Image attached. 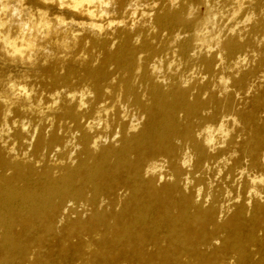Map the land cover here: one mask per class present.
Returning a JSON list of instances; mask_svg holds the SVG:
<instances>
[{
  "label": "bare ground",
  "instance_id": "obj_1",
  "mask_svg": "<svg viewBox=\"0 0 264 264\" xmlns=\"http://www.w3.org/2000/svg\"><path fill=\"white\" fill-rule=\"evenodd\" d=\"M241 2L240 13L254 18L234 32L229 29L235 21L196 35L212 14L205 0H113L112 18L125 24L103 32L69 25L40 43L69 47L87 41L100 50L97 65L91 59L47 56L21 62L0 52L2 67H23L52 87L69 88L40 108L25 81L11 84L24 87L27 97L0 89V264H264V184L250 180L264 175V119L254 111L264 107V98L255 97L251 110L233 104V93L249 86L264 63V32L258 34L264 28V4ZM24 3L33 10L46 8L50 16L83 19L42 0ZM129 5L136 8L135 17ZM213 6L215 11L228 7L230 14L234 0ZM141 12L152 15L141 17ZM206 26L213 29L212 23ZM251 46L258 58L245 68ZM186 70L191 73L185 76ZM73 78L82 79L85 88L73 89ZM229 87L234 91H225ZM218 112L230 118L217 119ZM22 117L28 119L22 122ZM221 122L226 130L240 124L242 135L230 129L224 147L209 151L197 133ZM69 131L80 146L78 163L37 167L30 157L43 159V150L65 146ZM108 133L119 135L117 145L101 143ZM17 146L24 148L22 156L14 152ZM185 153L191 157L188 167L181 165ZM221 157L219 182L204 183L201 174ZM233 182L249 202L224 196L222 184L231 188ZM117 188L127 195L116 198ZM253 188L260 196L248 195ZM100 196L107 197L108 208L94 207ZM77 200L92 210L86 218L70 219L64 215L71 210L66 203ZM63 217L66 222L58 226Z\"/></svg>",
  "mask_w": 264,
  "mask_h": 264
},
{
  "label": "clouds",
  "instance_id": "obj_2",
  "mask_svg": "<svg viewBox=\"0 0 264 264\" xmlns=\"http://www.w3.org/2000/svg\"><path fill=\"white\" fill-rule=\"evenodd\" d=\"M42 3L45 5L53 4L59 10H68L83 19L77 21L70 17L65 18L63 15L59 14L50 16L46 8H36L33 10L24 3V0H0V52H3L7 57L14 60L18 59L21 62H31L36 51H46V49L40 47L42 41L46 40L52 32L63 30L69 25H75L76 28H87L97 32H103L105 29H111L113 25L120 26L125 24L123 19L118 20L112 18L114 13L110 11V9L113 7V0H42ZM173 3H175V0H173ZM205 5L212 14L205 20L204 31L197 32V36L207 35L208 28L206 25L212 23V26L215 27L216 25L214 22L217 20L218 16L220 18L226 16L227 21L231 22L240 14L241 9L244 7L241 0H234V7L229 14L227 9L215 11L214 6L209 4L208 0H205ZM151 6L155 7V4ZM129 7L133 8L131 17H135L136 8L134 5H129ZM142 7H148V5H143ZM151 15V12H141V17H151ZM188 15L191 17V11ZM253 18L252 14L245 15L244 18L239 21L235 27L229 29V31L234 32L236 27H239L241 24H248ZM136 23V20H132V26ZM72 35L75 38L79 33L74 31ZM216 38L217 37H211V39ZM197 43H200V41H197ZM212 50L211 48L208 49V51ZM221 83L227 85L228 81L221 77ZM8 86L14 89L13 95L15 96L23 95L27 97L30 94L22 86L16 88L15 85L11 83ZM225 91H227V88H225ZM81 107H84L83 103H81ZM6 115H11V113H6ZM96 126L99 127V122L96 123ZM229 131L230 129L226 130L225 124L221 122L216 128L207 127L202 132H198L197 136H203V142L206 146H209V151H214L216 148L224 147L223 139L228 137ZM217 137L221 138L219 143L214 139ZM115 138V136L112 137L113 140H115ZM97 139H99V137ZM105 142L107 141L105 140ZM96 146V141L94 140L92 147L95 148ZM13 148H10L9 151H13ZM262 159H264V157H262ZM190 163L191 157L185 153L184 158L181 160V165L188 167ZM219 174L218 171L217 175ZM161 179H163V177H161ZM169 179H171V177H169ZM184 179L186 182L185 190H187L191 181L187 176ZM250 180L252 185L258 183L264 184V175L259 176L258 179L250 178ZM227 195L231 196L232 194L229 192ZM248 195L250 197L253 195L260 196V193L256 192L253 188L249 191ZM196 197L197 199L200 198V189L196 190Z\"/></svg>",
  "mask_w": 264,
  "mask_h": 264
},
{
  "label": "rangeland",
  "instance_id": "obj_3",
  "mask_svg": "<svg viewBox=\"0 0 264 264\" xmlns=\"http://www.w3.org/2000/svg\"><path fill=\"white\" fill-rule=\"evenodd\" d=\"M218 1L219 0H209L208 3L211 5L217 6ZM201 2H203V0H201ZM261 2L264 4V0H261ZM225 9H228V7L223 8L219 11H223ZM198 12L200 14H203L204 7L202 5H199ZM243 16L244 15L242 13H240L231 22L227 21L226 16L224 18H220L218 16L217 20L215 21L216 26L224 28V27H226V25L228 26L229 24L234 23V21L237 22V24H238L239 21H241V19H243ZM216 26L213 27V29H210L208 31H211V30L213 31L214 29L217 28ZM261 32H264V28L261 29L260 32H258V34H260ZM187 34L185 33V35H187ZM67 41L70 42L69 39ZM40 47L43 49H46V51H36L34 58H33L36 61L41 60L43 58V56H47L49 58H58V59L73 58L75 60L79 59V58H83L84 60L91 59L92 64L97 65L101 59L100 50L98 48L93 47L92 45L88 44L87 41H84L82 44L81 43L75 44V45L71 44L69 47H63L60 45L52 46L50 44H45V45L43 44ZM255 49L256 48L254 46H251L247 49L248 50V56L245 58V61H244L245 68H248V67L255 64V61L258 58L256 55L257 53H256ZM47 57H46V59H47ZM9 69L2 67V65L0 63V89L8 88L9 86H7V85H9L12 82L23 83L25 81V83L29 84V86H31L34 89L32 103H34V105H37V103H38L37 107H39V108L47 105L48 104L47 99H50V98L52 99L53 98L52 95H54L55 92L61 91V90H62L61 92H63L65 90L69 89V88H66V87L61 86V85L58 87H52V86L47 84L46 80L42 76H39V75L35 76V74H33L29 71L26 72L25 70H23L24 69L23 67H12L10 70ZM60 72H62V71H60ZM108 72H110L111 77L116 76V74H113L114 73L113 66H108ZM189 72L191 73L190 70H186L184 72L185 76L190 74ZM16 86H15L16 88L19 87L18 85H16ZM72 87H73V89L80 91L81 89L85 88V82L80 78H73L72 79ZM227 90L228 91L229 90L234 91L230 87ZM218 96H221V93H219ZM255 97L264 98V63H262L257 68V71H256L254 77L251 78L249 86H247L244 90L235 91L233 93V104H234L235 109H240V110H242V109L243 110L253 109L252 103H253V99H255ZM38 100H40V101H38ZM39 102H40V104H39ZM254 111H255L256 116L260 120L264 119V107H262V106L255 107ZM223 116H224V114L222 112H218V118L217 119L223 120V119H229L230 118V116H227L228 118L223 117ZM27 119L28 118H26V117H22L20 120H22V122H25ZM23 120H25V121H23ZM241 127L242 126L240 124H235L230 129L233 133H235L237 135H242V133L240 134V132L238 131L241 129ZM60 131H59V133H60ZM71 134H72L71 131L64 133V140L65 141L67 140L66 145H65L66 147L65 146H63V147L58 146V147L54 148V150H52V151L51 150L50 151L49 150H43V154H44L43 159L42 158L36 159V158L30 157L31 160L35 161V165L37 164L36 165L37 167L41 166L44 162H48V163L61 162L64 164L76 165L78 163V161L81 159L82 155L79 153L80 152V146L77 144H74V141L71 139ZM113 136L116 137L115 140L119 137L118 134L113 135V134L108 133L106 135V139H105V137L102 136L99 140L101 141V143L104 146L112 144V143L117 145L118 143L116 141H114L113 139H111ZM239 139H240V137H237V140H239ZM105 140L107 142H105ZM75 146L77 148H75ZM56 149H58V150H56ZM57 151H58V153H57ZM14 152L16 154L22 156L24 154L25 150L23 147L19 148L17 146L15 148ZM233 154L235 155V153H233ZM233 154H232V156H234ZM49 155H50V157H49ZM68 157H70V159ZM222 159H223V157L217 159L215 162L212 163L210 170L201 174V177L203 178L204 183L209 184L211 186H214L215 184H217L219 182L220 175L222 174L219 171ZM218 171L220 173L219 175H217ZM231 185L232 186L230 188V187H226V185L222 184V187L224 188V196L226 198H230L231 201L236 202V203H239L242 201H244L245 203L249 202V200L244 199L247 197V193L243 192L241 190V187L236 182H233ZM229 192L232 194L231 196L227 195V193H229ZM118 193H120V194H118ZM126 195H127L126 189H124V188H117L116 189V194H115L116 198H120V197L123 198ZM231 201L225 202L224 205L229 204V202H231ZM66 205L70 206L71 210H64V215L65 216L68 215V217L70 219L76 218L78 216V214L81 215V218H86L88 216V214L90 213V211L92 210V206L89 205V203L86 202L85 200L69 201L66 203ZM94 207H97L98 209L108 208L109 206H108L107 197H105V196L98 197L95 201ZM232 210H233V207L229 208L228 212L219 214L220 219H225L227 216L230 215ZM246 216H248V214H246ZM66 220L67 219L65 217L61 218V221L58 223V226H62L66 222ZM257 232L259 235L262 234L261 231H257Z\"/></svg>",
  "mask_w": 264,
  "mask_h": 264
}]
</instances>
